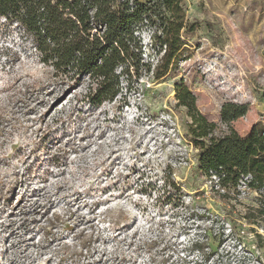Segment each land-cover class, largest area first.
Masks as SVG:
<instances>
[{
	"label": "rangeland",
	"instance_id": "obj_1",
	"mask_svg": "<svg viewBox=\"0 0 264 264\" xmlns=\"http://www.w3.org/2000/svg\"><path fill=\"white\" fill-rule=\"evenodd\" d=\"M182 4L195 26L176 75L123 80L101 104L0 18V264H264V224L243 218L257 192L218 196L174 99L182 79L210 121L226 101L249 105L240 135L264 121V0Z\"/></svg>",
	"mask_w": 264,
	"mask_h": 264
},
{
	"label": "trees",
	"instance_id": "obj_2",
	"mask_svg": "<svg viewBox=\"0 0 264 264\" xmlns=\"http://www.w3.org/2000/svg\"><path fill=\"white\" fill-rule=\"evenodd\" d=\"M183 0H0V18L13 22L31 38L40 61L55 76L89 80L90 101L101 104L144 75L159 80L176 75L188 51V23ZM151 28V46L160 54L155 65L145 62L140 33ZM174 99L190 119L188 137L197 150L201 176L215 184L222 200L237 192L245 179L257 192L256 205L247 206V224H264V121L240 135L232 122L244 116L248 103L226 101L219 123L210 121L182 79L174 83ZM257 236H259L257 234Z\"/></svg>",
	"mask_w": 264,
	"mask_h": 264
}]
</instances>
